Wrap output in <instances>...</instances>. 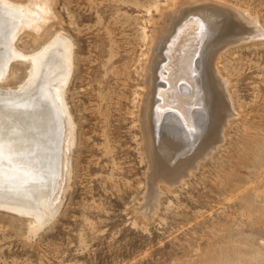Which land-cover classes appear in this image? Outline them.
<instances>
[{
    "label": "rangeland",
    "instance_id": "rangeland-1",
    "mask_svg": "<svg viewBox=\"0 0 264 264\" xmlns=\"http://www.w3.org/2000/svg\"><path fill=\"white\" fill-rule=\"evenodd\" d=\"M46 1L51 18L20 31L13 47L29 56L57 36L71 44L68 177L38 229L40 221L0 210V264H264V0H215L255 21L260 34L220 51L214 67L232 113L217 146L174 184L167 176L216 124L205 89L191 130L174 110L157 122L150 114L154 150L174 137L186 143L172 167L151 171L140 119L144 78L156 27L178 0ZM30 67L29 59L10 61L0 89L21 86Z\"/></svg>",
    "mask_w": 264,
    "mask_h": 264
},
{
    "label": "bare ground",
    "instance_id": "bare-ground-1",
    "mask_svg": "<svg viewBox=\"0 0 264 264\" xmlns=\"http://www.w3.org/2000/svg\"><path fill=\"white\" fill-rule=\"evenodd\" d=\"M41 1L43 7L37 9L33 1L17 6L0 0V82L6 76L10 61L29 59L31 63L21 86L12 91L0 89V204L33 215L32 219L37 222L55 212L69 171H66L68 153L73 144L72 124L63 100L71 71V44L57 36L29 56L21 55L13 47L20 31L38 29L51 18L49 2ZM227 17L230 23H226ZM256 28L255 21L245 14L215 0H178L173 10L162 14L152 41L140 111L153 173H157V164L172 167V159L184 154L186 143L181 137H174L170 147L163 145L154 150L150 114L156 115L157 122L162 114L174 110L191 130L189 115L202 100L203 90L207 92L215 116V129H210L207 141L202 142L195 153L181 158L183 164L178 172L167 176L166 181L174 184L179 177H186V170L194 168L197 160L211 152L219 140V126L232 113L224 93L226 84L218 77L214 62L229 42L260 34ZM221 34L224 35L215 38ZM158 51L167 54L163 56ZM157 66L165 69L163 74L167 82L158 79L161 72L156 74ZM164 88L166 91L160 94L162 98H155L154 91ZM171 147L175 149L172 151Z\"/></svg>",
    "mask_w": 264,
    "mask_h": 264
},
{
    "label": "water",
    "instance_id": "water-1",
    "mask_svg": "<svg viewBox=\"0 0 264 264\" xmlns=\"http://www.w3.org/2000/svg\"><path fill=\"white\" fill-rule=\"evenodd\" d=\"M159 52V51H158ZM159 54L160 55H166L167 53H162L161 51L159 52ZM168 60H169V58H168ZM168 60H167V62H168ZM164 64V63H163ZM155 71H156V74L157 75H159V73L158 72H161V74H160V77L158 78L159 80H162V81H164V82H167V80H166V78H165V76H164V74H163V71H165V69L163 68V66H157L156 68H155ZM184 82V81H183ZM167 87H168V85H167ZM167 87H166V89H167ZM166 89L164 88V90H155L154 91V96H155V98H157V99H161L162 98V96H160V94H162V91L164 92V91H166ZM169 92V91H168ZM157 107H158V105H157ZM156 106H154V110L157 108ZM0 210L1 211H4V212H8V213H11V214H14V215H17V216H27V217H30L31 219H32V217H33V215H30V214H27V213H25V212H23V211H19V210H17L16 208H9L8 206H5V205H2V204H0ZM50 219H51V214H48V215H46L40 222H39V224L37 225L38 227L36 228V229H38L39 227H42L43 225H45L47 222H49L50 221Z\"/></svg>",
    "mask_w": 264,
    "mask_h": 264
}]
</instances>
